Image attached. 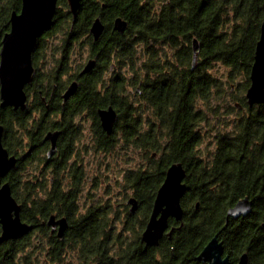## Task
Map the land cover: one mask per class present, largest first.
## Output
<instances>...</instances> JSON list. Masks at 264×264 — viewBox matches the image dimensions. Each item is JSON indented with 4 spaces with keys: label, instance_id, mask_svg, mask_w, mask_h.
<instances>
[{
    "label": "flooded vegetation",
    "instance_id": "obj_1",
    "mask_svg": "<svg viewBox=\"0 0 264 264\" xmlns=\"http://www.w3.org/2000/svg\"><path fill=\"white\" fill-rule=\"evenodd\" d=\"M23 4L24 0H0V143L8 157L15 158V165L0 177V186L9 183L12 195L21 204L22 220L32 225L28 232L32 239L40 236L43 227L49 236L58 237V225L53 227L48 223L51 214L57 218L67 217L65 233L71 225V216L67 212L54 209L42 215L37 211L39 202H48L47 198L39 199L38 196L47 195L53 190H75L80 196L82 192L87 195L86 192H93L97 188L110 192L117 180L116 171L123 176L119 182L124 192L122 203L117 204L112 198L97 199L99 205L85 208L77 205L74 215L79 220L80 230L84 219L93 215L101 214L111 222H115V218L124 223L127 221V207L130 208L127 197L133 196L132 192L127 193V173L134 166L129 154L132 145H127L125 131H130L132 120H137V129L133 131L135 135L131 141L138 139L141 142L140 146H135L141 154L138 165L159 172L157 166H151L149 159L163 162L169 159L165 156L166 152L178 150L181 156L165 162V173L171 164L181 162L186 170L184 181L189 188L187 176L196 169L197 158L210 171H215L224 163L232 164L234 157L229 156L232 151L227 152L226 148L230 146L233 149L240 140L242 123L248 122L251 117L260 121V117L264 116V102L250 104L247 97L256 44L249 68L235 71L221 59L212 62L210 56L204 53L201 41L198 62L193 68L192 39L195 34L186 42L187 45L190 42V50L183 65L180 62L179 43L157 39V54L152 55L153 51L149 49L151 40H143L136 46L140 54L133 56L136 61L134 66L132 57L121 54L119 50L121 42L126 44L130 40L128 27L124 32L114 27L115 18L119 15L105 17L111 9L106 8L104 0H81L76 10H73L70 0L55 1L49 22L41 24L32 46L29 44L28 79L19 88L23 91V99L18 97L13 102H6L2 95L1 68L9 37L15 34L14 20L22 13ZM96 18H100L104 24L98 38L91 31ZM25 26L29 30L35 27L33 24ZM122 34L127 39L118 41L119 45L115 44L116 37ZM20 37V41L25 43L23 33ZM17 43L24 45L23 42ZM91 59L94 65L83 71ZM212 66L225 77L224 86L220 87L222 92L215 98L222 100L218 104L207 103L205 108L196 102L180 104L171 98L169 88L168 93L158 94L159 84L167 83L165 79L171 75L175 77L173 84L177 86L180 68L188 70L190 75L196 69L212 73ZM138 69L141 77L137 80ZM239 75L243 77L240 84L236 82ZM227 81L230 83L229 89L226 87ZM71 87L74 89L69 92ZM115 89L120 96L118 102ZM100 97L107 99V102L100 104ZM110 106L116 110L117 119L112 131L108 132L103 126L99 109ZM180 107L193 112L194 116L189 115L191 122L188 127L180 125ZM196 110L203 111L198 120L194 118ZM121 111H124V115ZM122 116L126 119H122ZM253 141L259 142L257 139ZM220 185V181L215 179L209 181L210 188L215 189ZM19 190L31 191L27 201L32 214L29 220L22 217L24 202ZM172 219L176 220L169 217L163 237L172 233L176 225Z\"/></svg>",
    "mask_w": 264,
    "mask_h": 264
},
{
    "label": "trees",
    "instance_id": "obj_2",
    "mask_svg": "<svg viewBox=\"0 0 264 264\" xmlns=\"http://www.w3.org/2000/svg\"><path fill=\"white\" fill-rule=\"evenodd\" d=\"M104 1L106 8L111 9L110 13L105 14L106 18L119 15L129 21L127 32L130 40L126 44L121 42L119 50L121 54L132 57L133 65L136 64L133 56L140 54L136 46L143 40H151L149 49L153 51L152 55H156L157 39L179 43L181 65L186 64L185 57L190 50V42L189 45L186 42L195 34L212 62L221 59L235 71L249 68L260 33L259 25L264 17V0ZM227 6L230 10L226 9ZM126 39L127 36L122 34L116 37L115 44L119 45L118 41ZM136 73L135 78L138 80L141 77L140 69ZM174 79L173 75L166 78L168 82L159 84L157 91L158 94H166L169 88L171 98L180 104L195 103L197 98L210 103L212 98H217L222 92L221 81L213 73L196 69L189 75L188 70L180 68L177 86L173 84ZM116 91L114 93L118 102L120 96ZM154 101L157 100L154 98ZM106 102L107 99L99 98L100 104ZM121 112L124 115V111ZM179 113L180 125L188 127L191 122L189 115L194 116L193 112L180 107ZM202 114V110H196L195 120L201 118ZM263 117H260V121L251 117L248 122L242 123L240 140L233 149L230 146L226 148L227 152L232 151L229 155L234 157L231 159L232 164L224 163L215 171H210L197 158L196 169L187 176L189 188L182 199L185 209L183 221L172 219V223L176 224L172 233L165 235L158 245H147L141 235L150 218L157 191L166 176L165 162L181 156L178 150L166 152L165 156L169 159L163 162L149 159L151 166H157L159 172L138 165L127 173V189L131 188L140 207L135 213H131L127 207V221L118 230L116 224L101 214L84 219L80 230L79 220L74 215L78 191L53 190L47 195L38 196L39 199H48V202L41 201L36 206L42 215L54 209L70 214L68 232L63 238L51 237L43 227L35 240L29 233L5 240L0 243V264H60L71 249L74 250L72 255L75 258L69 264H206L196 256L216 233L224 241L231 264H237L245 251L249 254V264H264ZM122 119L126 118L122 116ZM135 121L132 120L130 131H125L127 145H132L134 149L141 145L138 139L131 141L135 135L133 131L137 129ZM253 139L259 142L255 143ZM211 179L220 181L221 185L210 188ZM18 193H21L24 202L22 217L29 220L32 214L27 201L31 191L19 190ZM245 195L253 199L252 211L238 218L230 217L227 223L228 208ZM35 252L44 253L45 258L40 261Z\"/></svg>",
    "mask_w": 264,
    "mask_h": 264
},
{
    "label": "water",
    "instance_id": "obj_3",
    "mask_svg": "<svg viewBox=\"0 0 264 264\" xmlns=\"http://www.w3.org/2000/svg\"><path fill=\"white\" fill-rule=\"evenodd\" d=\"M55 1L56 0H24L23 11L14 20L15 30L13 33L16 35L14 34L13 37H9L8 46H6L7 52L1 68L2 95L6 102H13L17 100L18 97L23 99V91L19 88L22 87L21 83H23L25 79H28L26 76L29 72L27 70L29 44L31 43L30 46H32L36 37L35 35L41 28V24L49 22L48 20L51 17V10L54 8ZM80 1L81 0H70L73 10L79 7ZM29 24H33L35 27L30 30L29 28H25V25L29 27ZM22 26L23 28H21ZM114 27L124 32L128 27V20L118 16L115 18ZM103 29V22L100 18H96L91 26V31L95 38L101 35ZM21 33L24 34V38L26 39L25 43L22 41L24 45L17 43H22L20 41L22 38L20 37ZM192 47V67L194 68L198 62L200 48V40L198 37L192 39ZM93 65L94 60H89L83 71L91 69ZM250 77L251 84L247 90L249 103L264 102V18L261 24V34L256 43L255 60L252 64ZM73 89L74 87H71L69 92L73 91ZM99 114L103 126L108 132H111L114 122L117 119L116 110L112 106L100 108ZM14 165L15 158H9L6 150L0 143V177ZM185 176L186 170L181 162H175L168 168L165 179L157 191L150 218L141 235L142 240L147 245L159 244L168 227L169 217H174L176 220L183 221L184 208L181 200L188 188L184 181ZM127 203L130 205L129 210L131 213H135L138 210L139 200L137 197L130 196L127 199ZM252 209L253 199L250 198L249 195H245L228 208L227 221L230 217L238 218L240 216H245L249 214ZM20 211L21 204L12 195L9 183H4L0 186V223L2 224L0 243L11 238L22 236L31 230L32 225L22 220ZM48 223L52 224L53 227L58 225L57 235L59 238L64 237L68 226V219L66 216L57 218L55 214H51ZM196 257L206 262V264H231L230 254L225 253L224 242L219 238V234L217 233L205 244ZM237 264H249V254L247 251L240 255Z\"/></svg>",
    "mask_w": 264,
    "mask_h": 264
},
{
    "label": "rangeland",
    "instance_id": "obj_4",
    "mask_svg": "<svg viewBox=\"0 0 264 264\" xmlns=\"http://www.w3.org/2000/svg\"><path fill=\"white\" fill-rule=\"evenodd\" d=\"M216 66V65H215ZM215 66H212L211 70H212V73L214 74V76L219 79L221 82V85H223V81L225 80L224 78V75L221 74V72L218 70V68H216ZM223 79H222V78ZM243 80V77L242 75H239L236 77V82L238 84H240V81ZM224 86V85H223ZM226 87L229 89L230 88V83L229 81L226 82ZM222 100L221 99H215V98H212L211 99V102L212 104H218L219 102H221ZM196 103L200 104L201 108H205L207 103H205L204 100H200L197 98L196 100ZM129 154L132 158L131 160V163H132V166L136 167L138 166V162L140 161L141 159V154L140 152H138L136 149H133L131 148V150L129 151ZM116 178L117 180L114 182V185L112 186V189L110 192H108L107 190H104L103 188H97L95 191L93 192H86L87 195L84 194V192H82L81 196L80 194L78 195L77 197V205H81L82 208L86 207V206H89V205H98V203L96 202L97 199H102V198H109V199H115L116 203L120 204L122 203V201L124 200L123 198V186L121 184H119V182L122 181L123 179V176L118 172L116 171ZM111 177L113 178V174L111 175ZM128 192H131V188H128L127 189ZM114 224H116V228L117 230L120 229L122 226H123V223L124 221L118 219V218H115V222L113 221ZM33 240H35L33 238ZM33 246V244H32ZM36 255H38L40 261H42L44 258H45V254L44 253H40V252H35ZM72 253H74V250L71 249L68 251V253L66 254V258L62 261V262H59L60 264H69V262L72 260H74V256L72 255ZM37 257V258H38Z\"/></svg>",
    "mask_w": 264,
    "mask_h": 264
}]
</instances>
